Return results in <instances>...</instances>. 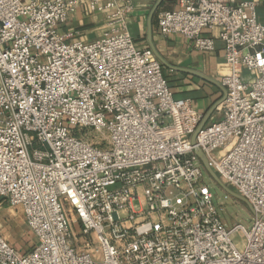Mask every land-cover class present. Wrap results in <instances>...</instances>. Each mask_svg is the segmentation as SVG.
<instances>
[{
  "label": "built area",
  "instance_id": "obj_1",
  "mask_svg": "<svg viewBox=\"0 0 264 264\" xmlns=\"http://www.w3.org/2000/svg\"><path fill=\"white\" fill-rule=\"evenodd\" d=\"M83 4L110 12V33H60ZM178 4L160 34L226 53L221 117L196 147L262 219L249 231L220 220L192 144L203 114L137 47L131 0H0V199L37 240L21 255L0 231V264H264V24L251 1Z\"/></svg>",
  "mask_w": 264,
  "mask_h": 264
},
{
  "label": "crops",
  "instance_id": "obj_2",
  "mask_svg": "<svg viewBox=\"0 0 264 264\" xmlns=\"http://www.w3.org/2000/svg\"><path fill=\"white\" fill-rule=\"evenodd\" d=\"M236 5L245 1L254 2L257 6L258 18L264 24V0H226ZM126 0H116L117 6L123 7ZM133 10L127 16L129 31L140 50L153 49L164 58L171 67L163 64V72L168 79L169 88L176 99H190L203 117L215 107L222 98V91L216 85H221L220 70L225 61L224 44L216 41L213 53L199 52L194 47V42L180 36L164 38L160 34L159 17L162 12L176 10L178 0H131ZM112 12V11H111ZM110 12H92L87 4H83L61 25L59 31L63 35H72L70 41L93 42L110 33L114 26L107 19ZM217 32L204 31L203 37L212 38ZM210 79L205 81L198 75ZM218 106L210 117L208 123H214L221 117ZM25 217L20 209H11L0 199V231L8 242L18 246L24 241L28 232ZM35 247V246H34ZM32 248L20 251L26 255Z\"/></svg>",
  "mask_w": 264,
  "mask_h": 264
},
{
  "label": "rangeland",
  "instance_id": "obj_3",
  "mask_svg": "<svg viewBox=\"0 0 264 264\" xmlns=\"http://www.w3.org/2000/svg\"><path fill=\"white\" fill-rule=\"evenodd\" d=\"M98 138L101 134H97ZM96 134L94 136H97ZM205 184L211 190L214 199L213 206L217 210L218 216L222 223L226 225L229 230L235 228L236 225L244 226L248 231L252 228L254 224L255 215L250 211V208L244 203L231 198L223 189L216 185L210 176L207 174L205 179ZM76 236H81V229L76 225L75 227ZM232 240L235 245H237L240 251L243 250L244 244L246 242L245 236L242 232H235L232 236ZM37 240L33 233L28 230L24 236V241L19 242V245L14 246L18 252L25 250V248H32L36 244ZM13 246V245H12Z\"/></svg>",
  "mask_w": 264,
  "mask_h": 264
},
{
  "label": "water",
  "instance_id": "obj_4",
  "mask_svg": "<svg viewBox=\"0 0 264 264\" xmlns=\"http://www.w3.org/2000/svg\"><path fill=\"white\" fill-rule=\"evenodd\" d=\"M153 53H154V55H156V57H157V59L159 60V62L161 63V64H163L164 66H166V67H171V66H169L167 63H166V61L164 60V58L163 57H161L160 55H158L157 54V52L155 51V49H153ZM194 75H198L199 77H201L202 79H204L205 81H208V82H212L210 79H208V78H206V77H204L203 75H201V74H199V73H193ZM213 83V82H212ZM220 89H221V91H222V98L215 104V107L212 109V110H210L204 117H203V119H202V123H201V125L199 126V128H198V131L196 132V134L192 137V144H193V146L195 147V154H196V156H198L200 159H201V161H202V164H203V166H204V169H205V171H206V173L210 176V178L213 180V182L216 184V185H218L221 189H223L231 198H233V199H236V200H238V201H240V202H242V203H244L246 206H248L249 208H250V211L256 216V217H258L259 219H262V217L261 216H259V215H256V213H255V211H254V209H253V207L252 206H250V204H249V202L247 201V199L245 198V197H243L242 195H240L239 193H237L236 191H233V190H231V189H229L224 183H223V181L220 179V177L218 176V174H216L213 170H212V168H211V166H210V164H209V161H208V159H207V157L204 155V153H203V151L200 149V148H197L196 146H197V139H196V137H197V135H198V133L208 124V121H209V119H210V117L213 115V113L215 112V110H216V108L218 107V106H220V104H222L224 101H225V99H226V97H227V90L224 88V87H222L221 85H218V84H216Z\"/></svg>",
  "mask_w": 264,
  "mask_h": 264
}]
</instances>
